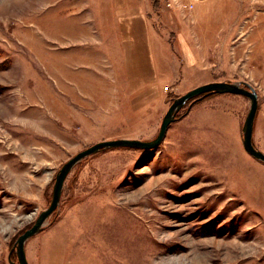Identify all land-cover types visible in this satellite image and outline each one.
Listing matches in <instances>:
<instances>
[{"label":"rangeland","instance_id":"obj_1","mask_svg":"<svg viewBox=\"0 0 264 264\" xmlns=\"http://www.w3.org/2000/svg\"><path fill=\"white\" fill-rule=\"evenodd\" d=\"M149 2L176 58L160 84L120 65L108 0H0V264L64 163L101 141L154 139L196 87L250 85L264 153V0ZM188 104L157 149L79 162L25 243L28 264H264V164L242 145L249 101L211 95L185 114ZM241 244L250 256L235 261Z\"/></svg>","mask_w":264,"mask_h":264},{"label":"water","instance_id":"obj_2","mask_svg":"<svg viewBox=\"0 0 264 264\" xmlns=\"http://www.w3.org/2000/svg\"><path fill=\"white\" fill-rule=\"evenodd\" d=\"M223 94L242 96L248 99L249 109L241 129L242 145L248 155L264 164V153L258 150L253 144V128L258 111V96L256 91L250 85L243 82H214L196 87L172 101L161 120L159 130L154 139L150 141H141L136 139H115L101 141L78 152L75 156L64 163L55 174L51 200L48 207L38 215L34 224L16 239L8 256L9 262L11 264H28L25 254V243L28 239L37 235L43 230L48 218L56 211L60 203L64 182L71 170L79 162L102 151L111 149L127 148L134 150H155L162 144L169 126L178 120V113L188 103L189 104L185 114L190 112L192 106L196 102L201 101L211 95ZM12 253H15L17 262L11 261Z\"/></svg>","mask_w":264,"mask_h":264},{"label":"crops","instance_id":"obj_3","mask_svg":"<svg viewBox=\"0 0 264 264\" xmlns=\"http://www.w3.org/2000/svg\"><path fill=\"white\" fill-rule=\"evenodd\" d=\"M146 11L152 14L149 0L144 7L139 0H108L109 35L116 44L113 52L121 60L120 65L133 73L151 75L157 84L169 82L167 70L175 65L176 58Z\"/></svg>","mask_w":264,"mask_h":264},{"label":"bare ground","instance_id":"obj_4","mask_svg":"<svg viewBox=\"0 0 264 264\" xmlns=\"http://www.w3.org/2000/svg\"><path fill=\"white\" fill-rule=\"evenodd\" d=\"M194 1V0H193ZM196 2H200V1H196ZM254 129V128H253ZM239 244V243H237ZM251 246L252 245H243L241 244L239 246V248H235V251H234V260L235 261H238V260H246L248 259V257L250 256L249 252L251 250ZM255 247V246H254ZM256 248V247H255ZM257 250V249H256ZM254 259V258H253ZM187 261V259H185Z\"/></svg>","mask_w":264,"mask_h":264},{"label":"trees","instance_id":"obj_5","mask_svg":"<svg viewBox=\"0 0 264 264\" xmlns=\"http://www.w3.org/2000/svg\"><path fill=\"white\" fill-rule=\"evenodd\" d=\"M152 1V3L154 4V6H156V3H158V0H151ZM23 233V232H22ZM21 233V234H22ZM16 240V239H15ZM16 257V256H15Z\"/></svg>","mask_w":264,"mask_h":264},{"label":"built area","instance_id":"obj_6","mask_svg":"<svg viewBox=\"0 0 264 264\" xmlns=\"http://www.w3.org/2000/svg\"><path fill=\"white\" fill-rule=\"evenodd\" d=\"M190 1H191V2H196V1H202V0H194V1H193V0H190Z\"/></svg>","mask_w":264,"mask_h":264}]
</instances>
